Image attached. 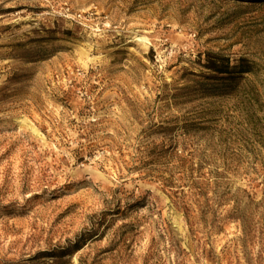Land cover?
Returning a JSON list of instances; mask_svg holds the SVG:
<instances>
[{
	"label": "rangeland",
	"instance_id": "rangeland-1",
	"mask_svg": "<svg viewBox=\"0 0 264 264\" xmlns=\"http://www.w3.org/2000/svg\"><path fill=\"white\" fill-rule=\"evenodd\" d=\"M0 264H264V0H0Z\"/></svg>",
	"mask_w": 264,
	"mask_h": 264
},
{
	"label": "bare ground",
	"instance_id": "bare-ground-1",
	"mask_svg": "<svg viewBox=\"0 0 264 264\" xmlns=\"http://www.w3.org/2000/svg\"><path fill=\"white\" fill-rule=\"evenodd\" d=\"M136 41H138V42H145L146 40H145V38H136Z\"/></svg>",
	"mask_w": 264,
	"mask_h": 264
}]
</instances>
